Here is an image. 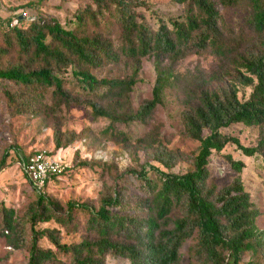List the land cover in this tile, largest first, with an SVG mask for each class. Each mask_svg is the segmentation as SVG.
<instances>
[{"label":"trees","instance_id":"obj_1","mask_svg":"<svg viewBox=\"0 0 264 264\" xmlns=\"http://www.w3.org/2000/svg\"><path fill=\"white\" fill-rule=\"evenodd\" d=\"M172 1L184 3L181 19H170L169 26L160 21L155 28L138 19L135 7L142 0H87L73 11V26L49 14L21 15L25 9L12 11L3 19L0 58L12 49L17 53L15 59L0 61V78L18 86L16 90L3 88L12 109L38 111L40 93L50 88L52 108L88 106L94 118L106 119L103 133L122 140L125 135L115 130V123L143 121L163 102L165 90L178 83L174 66L179 58L191 50L205 49L218 58L217 68L207 76L191 74L192 80L182 92V129L186 137L197 141L195 150L189 152V169L170 171L178 150L156 140L155 148L133 171L140 186L135 199L125 198L121 187L105 190L98 195L97 207L68 201L64 215L56 212V200L47 198L45 191H35L24 176L36 193L26 211L29 232L14 217L12 208L0 205V235L12 248L27 247V264H108V254L122 256L129 264H181L179 248L189 238H193L194 261L188 264H264V228L254 223L258 211L239 176L243 161L224 153L225 166L235 174L223 183H207L208 158L227 142L245 155L264 160V0ZM216 3L246 6L243 24L249 36L244 45L241 39L224 38ZM28 4L37 8L38 0ZM105 13L118 26L116 42L103 29L86 30L89 23L97 26ZM11 15L16 17L14 23ZM144 55L152 56L155 77L150 96L133 110L128 103L114 99L102 104L87 92L73 93L59 75L70 67L85 91L102 88L98 94L103 99L118 90L127 99ZM121 60L130 64L127 76L97 77L91 72ZM238 85L249 87L244 98L237 94ZM235 123L257 126L254 144L243 145L237 135L227 131ZM51 134L54 148L81 139L78 132L57 125ZM36 150L6 149L0 167L12 151L18 162ZM90 160L79 159L76 164L86 165ZM149 170L155 175L150 176ZM59 174L49 175L47 183ZM76 208L86 214L84 228L89 233L77 241L64 242L56 228L36 226L50 219L69 222L70 211ZM40 237L47 238L50 246L39 245ZM246 254L249 258L243 261Z\"/></svg>","mask_w":264,"mask_h":264},{"label":"rangeland","instance_id":"obj_2","mask_svg":"<svg viewBox=\"0 0 264 264\" xmlns=\"http://www.w3.org/2000/svg\"><path fill=\"white\" fill-rule=\"evenodd\" d=\"M30 1L33 0H0V34L4 28L3 19L12 11H19V9H25L29 15L49 14L64 25L73 26L74 23L71 21L73 11L87 2V0H38V6L34 8L28 4ZM142 1H144L143 4L140 3L135 7L138 19L153 28L160 21L169 26L170 19H181L185 10L184 3L172 0ZM216 4L222 15L220 29L224 38L231 41L241 39V45H244L249 36L243 24L246 6L244 4L233 6ZM103 19L106 21L103 22ZM103 19H99L97 26L87 24L86 30L103 29V32L116 42L118 39L116 22L107 13L104 14ZM103 24L105 26L102 27ZM16 57L17 53L12 49L8 54L3 55L0 61L5 63L8 59ZM217 59L209 49L191 50L179 58L174 66L178 75V83L165 90L163 102L156 105L143 121L115 123V130L124 133V140L104 134L106 119L94 118L88 106L70 105L59 109L52 108L50 88L40 93L38 111L18 113L12 109L3 92L4 87L16 90L18 86L0 78V158L6 149L12 150V147H16L26 153L44 148L64 159L68 163L65 171L50 179L45 185V196L58 202L56 212L61 215L65 214L68 201L83 203L95 208L98 205L99 193L114 188L121 187L124 197L133 200L140 193L138 179L133 171L139 168V163L145 160L147 153L155 148L156 140H160L167 148L178 150L179 157L170 171L180 173L191 167L189 152L195 150L197 141L186 137L182 129L179 117L182 108V92L188 81L191 82V74L207 76L217 68ZM91 72L97 77H124L130 74L131 68L129 62L121 60L92 68ZM59 75L62 76L65 87L73 93L87 92L102 104L114 99L123 104L128 103L130 109L133 110L142 100L150 96L155 72L152 56H142L136 82L126 93L127 99L118 90H114L103 99L98 94L104 91L102 88L94 92L85 91L76 76L72 74L70 67L62 70ZM248 91L249 87L238 85L237 94L240 98H244ZM56 125L61 129L78 132L83 140L78 139L70 145L54 148L51 131ZM257 130V126L241 123H235L227 129L230 134L237 135L243 145L255 143ZM14 153L12 151V156L7 158L4 165L0 167V205L12 208L14 217L18 221H23L28 233L26 211L35 199L36 193L31 189L18 164L14 161ZM224 153H229L233 158L243 161L244 167L239 176L258 211L254 223L257 228L263 229L264 160L258 155H245L233 143L227 142L219 152H213L208 158L207 183H223L235 174L233 170L225 166L222 158ZM83 158H91V160L86 165H77V160ZM147 173L150 176L155 175L153 170ZM70 212L69 222L60 223L50 219L46 222H37L36 226L46 225L56 228L60 240L64 242L77 241L89 235L84 228L86 214L78 208ZM37 242L43 247L50 246L49 240L45 237L38 238ZM192 243L193 238H189L180 246L179 261L181 264L194 261V255L190 249ZM27 257V247L12 248L4 236L0 235V264H27ZM248 258L246 254L242 260L245 261ZM105 261L108 264H129L126 258L119 255L108 254Z\"/></svg>","mask_w":264,"mask_h":264},{"label":"built area","instance_id":"obj_3","mask_svg":"<svg viewBox=\"0 0 264 264\" xmlns=\"http://www.w3.org/2000/svg\"><path fill=\"white\" fill-rule=\"evenodd\" d=\"M25 11L21 15H25ZM10 22L14 23L16 17L12 15ZM21 173L27 178L31 187L38 193L45 191L47 179L51 174L61 173L66 169L68 163L44 148L37 149L29 154L25 159L16 162Z\"/></svg>","mask_w":264,"mask_h":264}]
</instances>
